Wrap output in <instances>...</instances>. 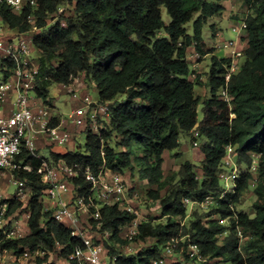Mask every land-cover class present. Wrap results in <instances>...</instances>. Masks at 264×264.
<instances>
[{
    "label": "trees",
    "instance_id": "1",
    "mask_svg": "<svg viewBox=\"0 0 264 264\" xmlns=\"http://www.w3.org/2000/svg\"><path fill=\"white\" fill-rule=\"evenodd\" d=\"M221 1L37 0L34 26L38 32L32 39L39 54L38 97L46 104L52 85L68 87L83 76L96 86L98 102L110 107V119L99 120L98 134L89 127L82 132L87 139L80 150L51 153L47 161L78 164L81 176L75 182L81 186V195H88L92 186L83 176L87 168L95 175L108 169L123 177L138 168L140 180L148 184V197L158 202L160 216L166 219L164 223H142L136 244L142 246L149 240L153 243L133 254L119 255L113 264H152L173 238L184 236L198 244L205 256L223 264H264V0H239L253 14L246 18L244 63L229 82L225 73L230 61L214 56V46L203 39L208 21L221 17L226 10ZM70 7L72 15L59 13L60 9ZM163 7L170 16L169 25L162 18ZM0 17L19 32H28L33 26L26 13L17 15L4 4H0ZM190 23L191 33L187 28ZM193 48L202 57L212 54L205 82L210 97L203 100L200 122L201 98L195 86L201 82L199 76L196 82L190 80L193 71L188 62ZM224 89L231 96L230 103L221 99L219 93ZM122 96L125 100L119 102ZM196 128L205 141L200 149L202 176L195 172L192 163L184 162L176 175L168 179L164 173L165 154L177 150L180 136L190 135ZM78 134L81 133L74 134V142ZM228 145L236 148L239 163L247 167L234 193L227 195L214 211L220 220L229 219V226L211 220V214H195L190 224L184 225L188 212L185 199L202 202L208 196H221L218 173ZM253 154L259 156L256 175L250 173ZM32 165V173L20 174L32 188L31 234L17 240H2L1 248L20 255L24 249L54 252L58 243L63 247L60 258L69 260L82 242L65 225L54 221L52 212L45 211L40 199L45 186L37 173L42 162L33 161ZM174 179L177 182L173 184ZM251 181L255 182L257 198L253 217L235 210ZM6 202L9 214L22 207L15 200ZM101 213L102 242L110 256L116 255L118 252L110 243L128 244L120 234L135 216L118 206H105ZM238 228L247 239L244 246ZM226 230L228 235L219 238ZM105 231L111 233L109 239H104ZM47 261L48 257L37 264Z\"/></svg>",
    "mask_w": 264,
    "mask_h": 264
},
{
    "label": "built area",
    "instance_id": "2",
    "mask_svg": "<svg viewBox=\"0 0 264 264\" xmlns=\"http://www.w3.org/2000/svg\"><path fill=\"white\" fill-rule=\"evenodd\" d=\"M0 4L8 6L17 15L26 13L28 23L33 25L30 31L19 32L10 28L0 17V59L7 66L4 80H0V172H9L11 184L16 186V193L12 197L0 201V264L45 260L46 257L48 261L45 264H61L57 258H60L63 247L58 243L54 252L24 249L20 255H17L14 250L1 248L2 240L27 237L21 234V224L16 217L24 211L22 217L28 221L29 225L31 217L29 201L32 197V188L27 184L26 179L20 177V174L32 173L34 171L33 161L42 162L37 170L40 181L45 186L40 199L42 203L44 199L51 203V209L44 208L45 211L52 212V219L65 225L71 231L72 236L82 242V246H77L69 260L65 261L68 264H74L73 262L104 264L106 257L113 264L119 255L134 253L135 238L143 223L138 207L131 203L132 200L137 201L138 193L129 196L128 184L119 173L102 169L98 175H95L90 168H87L83 171V176L92 186L88 195H81V186L75 182L81 176L80 166L70 165L64 160L55 164L48 162L39 154L38 147V143L52 148L68 146L74 143L75 133L82 134L88 127L91 132L98 134L101 128L99 120L108 121L110 119L109 104L96 102L90 96L80 97L73 88L78 82L76 79L71 86L64 87L69 90V93H73L72 98L74 101H79L78 105L69 112L66 118L62 114L59 117L53 115V110L37 95L39 60L32 56L35 52L32 36L38 32L34 26L37 0H0ZM233 30L237 34L241 32L246 34V19L243 20L241 26L233 27ZM243 36L238 37L236 41H228L223 46L225 55L222 58L230 61L225 73L226 82L231 81L233 76L240 72L244 63L246 42L243 41ZM192 50L193 53L190 52L188 55V62L193 71L190 80L196 82L198 61L202 56L194 48ZM219 94L223 101L231 102V96L226 89ZM192 134L194 146L197 147L200 133L196 128ZM48 139L50 142H47ZM252 159L250 173L256 174L259 156L253 154ZM238 164L236 148L228 145L218 173L220 186L223 189L221 196L218 198L208 196L202 202L185 199L186 208L188 210L195 206L202 209L213 207L214 210L220 208L221 202L225 200L226 195L230 194L228 193L231 191L230 183L232 182L235 188L241 176ZM9 200L20 202L22 207L13 214H9V204L6 202ZM105 206H118L135 216L122 238L128 244L121 246L116 243L120 247L118 254L111 256L100 234L103 223L101 210ZM209 218L219 220L224 226L230 224L229 219L220 220L217 213H213ZM228 233V230L224 231L219 238L226 237ZM237 233L240 241L246 239L240 228L237 229ZM110 236L111 233L104 232V239H109ZM152 264H221V262L205 256L198 244L191 242L188 236H184L173 238L163 248L162 256L154 260Z\"/></svg>",
    "mask_w": 264,
    "mask_h": 264
},
{
    "label": "rangeland",
    "instance_id": "3",
    "mask_svg": "<svg viewBox=\"0 0 264 264\" xmlns=\"http://www.w3.org/2000/svg\"><path fill=\"white\" fill-rule=\"evenodd\" d=\"M221 5L225 6L226 10L223 13L221 17H214L208 21V24L203 29V39L207 45H213L214 50V56H217L218 58H222L225 55V51L223 50V46L228 41H236L239 39L238 37L244 34V32H241L240 34H237L233 27L241 26L243 23V20H245L248 15L253 14V12H250L249 9L243 5L242 2L239 0H228L224 1L222 0L220 2ZM73 7L71 8H62L59 13H65V15H72L73 14ZM162 18L166 25H169L171 22L170 16L168 15V12L166 8H162ZM211 26L214 27V30H212ZM189 32L192 31V23H190L187 26ZM243 36V37H244ZM193 53V50H191V54ZM211 54V55H212ZM211 55L201 57V59L198 61V68H197V75L199 76V81L201 82L200 85L195 86V92L197 96L201 98L200 104L198 106V121L200 122L203 119V100L205 98L210 97V91L206 88L205 82H206V73L208 72L210 68V62H211ZM33 58L38 59L39 54L37 52L33 53ZM244 62V60H243ZM7 71L6 64L3 63V61L0 59V80H4V73ZM74 90L78 92L80 97L82 95H89L94 101H99V94L96 86L91 81H85L83 76H80L78 78V82L74 85ZM73 93H69V90L61 85H52L49 88V98L46 103L48 107L51 108V110H55L56 113H60L66 118V116L69 114V112L73 109V106H77L79 101H74ZM125 100V97H119L118 101L123 102ZM73 130V129H72ZM87 139L86 134H81L75 139V142L72 144H69L68 146L74 147V150H80L81 146L85 145ZM47 142H50L48 139ZM180 147L170 153H166L164 158V173L165 176L168 179H172L176 173L179 171V168L182 163L184 162H190L195 166V172L198 173L199 177L202 176V159L203 155L200 152L201 147L204 145V140H199V145L196 147L194 146V140H193V134L190 135H181L179 138ZM69 147H58L55 146L52 148V152L56 154H65L69 151ZM43 155L47 156V153L44 152ZM238 168L243 173L246 170V165L244 164H238ZM253 174V173H252ZM256 175V174H255ZM125 177L128 179V181H131V184L128 185V189L130 191V195L134 192L138 193V199L136 201V206L138 207V210L141 213V221L148 222L150 220H156L159 223H164L166 219H162L160 216V209L158 202H155L151 200L148 195L147 191L149 190L148 185L142 183V181L139 178L138 174V168H136L133 172H126ZM2 179L5 180V177H2ZM256 180V178H255ZM177 182V179L173 180V184ZM147 183V182H146ZM255 182H250L249 189L245 192L244 196L241 199V203L235 208L236 212L238 214L240 213H246L253 215V204L256 201V195L254 194L255 189ZM6 186V183H3V188ZM137 186V187H136ZM136 187V188H135ZM70 189L73 190V187L70 186ZM167 187L163 190L162 194H165L167 191ZM231 191H228V193L233 194L234 193V185L231 182L230 187ZM8 194L10 196H13L16 193V186L13 184L8 185ZM227 196V195H226ZM230 196V195H229ZM212 208L210 209H202L197 206L193 208H189L187 212V216L183 221L184 225H189L190 222L194 219L195 214L203 216V215H212L215 213ZM247 239H244L241 242V245H243ZM153 241L149 240L146 244L135 245L134 253L138 251L139 249L146 247L150 244H152ZM111 247L113 246L117 252L120 247L118 245L111 241L110 243ZM244 246V245H243ZM38 260L42 259H36V260H28V261H22V262H16L13 264H37ZM55 260V259H54ZM106 264H112L109 259H106ZM223 264V263H221Z\"/></svg>",
    "mask_w": 264,
    "mask_h": 264
},
{
    "label": "crops",
    "instance_id": "4",
    "mask_svg": "<svg viewBox=\"0 0 264 264\" xmlns=\"http://www.w3.org/2000/svg\"><path fill=\"white\" fill-rule=\"evenodd\" d=\"M63 87H64V86H63ZM79 96H80V95H79ZM84 96H89V95H82V97H84ZM79 100H80V99H79ZM73 108H74V106H73ZM52 113H53V115L58 116V117L61 115L59 112L56 113L55 110H53ZM70 144H72V143H70ZM38 147H39V154H40L42 157H44L46 160H50V154H51V153H54V152H52V147H45L42 143H38ZM65 147H69V149H70L69 151H75V150H74V147H71V146H65ZM44 152L47 153V156L43 155ZM55 154H56V153H55ZM59 154H61V153H59ZM125 175H126V174H125ZM2 177H5V180L2 179ZM124 179H125V181L127 182L128 185L131 184V181H130V180L128 181V179H127L125 176H124ZM3 183H6V186H5L4 188H3ZM142 183L148 185V184L146 183V181H142ZM9 184H11V174H10L9 172H0V201L12 197V196H10V195L8 194V192H7V190H8V185H9ZM136 187H137V186H136ZM136 187H135V188H136ZM134 193H137V192H134ZM67 198H68V197H67ZM131 203H132L134 206H136V201H133V200H132ZM43 205H44V208H45V209H47V210H50V209H51V203L49 202V200L44 199ZM136 207H137V206H136ZM23 212H24V211H23ZM23 212H21L20 215L16 217V219H18L19 222H20V224H21V225H20V232H21V234H22L23 236H29V235L31 234V229H30V227H29V225H28V221H27L24 217H22ZM127 228H128V225L125 226V227L122 229V232H121V234H120V237H121V238H123V236H124V234H125ZM106 259H107V258L105 257V262H104V264H106ZM57 261L60 262L61 264H68L67 261L62 260V259H60V258H57Z\"/></svg>",
    "mask_w": 264,
    "mask_h": 264
}]
</instances>
